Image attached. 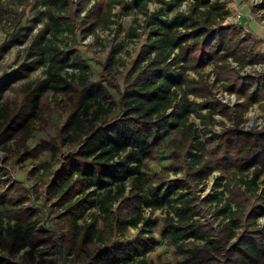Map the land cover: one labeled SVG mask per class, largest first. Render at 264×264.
Wrapping results in <instances>:
<instances>
[{
	"label": "trees",
	"instance_id": "1",
	"mask_svg": "<svg viewBox=\"0 0 264 264\" xmlns=\"http://www.w3.org/2000/svg\"><path fill=\"white\" fill-rule=\"evenodd\" d=\"M149 1H162L163 5L150 10ZM184 1L132 0L144 14L148 33L132 63V73L125 77V89L116 88L119 97L115 100L108 88L113 85L110 81H84L78 104L62 128L72 141L81 143L79 149L65 155L57 167L43 161L30 171L38 175L42 168L48 173V195L65 208L71 226L82 231L84 243L105 244L97 253V264H157L146 254L156 242L152 230L159 219L153 213L165 206L161 232L183 256L179 264H264V224L258 222L264 218V181H258L264 168V133L236 127L201 131L191 119L194 115L208 126L216 122L217 112L232 116L231 106L213 94L214 86L225 80L226 91L245 98L237 105L241 120L259 95L258 82L264 83V74L243 75L229 57L242 68L263 62L264 54L249 49L247 38L236 27L223 24L230 15L224 1L190 0L186 11L180 9ZM121 2L40 0L33 4L32 24L43 25L26 50L28 57L11 78L27 76L40 66H45V77L29 83L30 102L0 137L1 142L15 137L26 148L16 151L21 161L37 158L46 149H52L53 156L59 154V147L49 141L30 147L27 139L34 119L40 116L45 92L67 91L70 83L63 73L69 68L88 70L79 49L64 40L78 32L82 37L94 34L99 40L97 30L110 28L114 5ZM131 31L136 34L135 28ZM19 35L23 37L16 39L23 42L28 34ZM12 40L0 45V58ZM209 64L215 65L212 83L201 74ZM189 70L199 77H192ZM190 94L202 100L191 99ZM118 105L120 111L111 116ZM174 131L178 135H172ZM164 140L172 149V161L149 176L140 168L141 156ZM252 167L250 176L247 171ZM182 170L183 176L170 178L169 172ZM215 170L221 172L216 184L222 188L200 197L199 185ZM3 184L1 213L7 217V225L0 217V248L17 254L29 247L25 257L34 261L35 250L48 238L35 231L32 217L36 211L19 208L28 197L25 189L17 188L20 181ZM211 210L219 220L217 237H210L216 231L213 222L200 219ZM87 213L89 219L77 223ZM129 226L139 229L138 237L114 240ZM191 238L205 242L188 246L186 241ZM0 264L14 263L0 258Z\"/></svg>",
	"mask_w": 264,
	"mask_h": 264
},
{
	"label": "rangeland",
	"instance_id": "2",
	"mask_svg": "<svg viewBox=\"0 0 264 264\" xmlns=\"http://www.w3.org/2000/svg\"><path fill=\"white\" fill-rule=\"evenodd\" d=\"M40 0H0V45H3L9 40L8 49L0 58V137L4 129L13 121L16 115L22 111V108L30 102L29 83L41 80L45 77V66H40L38 69L30 72L27 76L17 77L12 79L13 71L18 69L21 63L28 57L26 54L27 48L32 40L42 27V23L32 24L34 18L33 4ZM77 1V0H74ZM224 1L230 15L223 22L224 25H233L240 31L241 36L247 38L246 44L249 49H253L257 53L264 54V0H221ZM132 0H122L121 3L114 5L113 16L114 22L109 29H98L100 36L96 40V35L89 34L82 37L78 32V36H68L65 42L72 44L78 48L80 56L88 65V70L82 72L79 69L67 70L63 73L70 87L67 91L54 92L49 90L45 92L43 100L39 107L41 109L40 116L34 119L31 127V136L27 139V145L35 147L42 141H49L52 146L59 147L58 155L53 156L52 149H46L43 153L34 159L27 158L21 161L16 151H24L26 148L19 146L17 138L11 137L5 142L0 141V187L3 181L11 184L15 181H20L19 189H25L27 199L19 206V208L27 209L28 212L36 211L32 220L36 222L35 231H39L43 237L48 238V241L36 250L37 257L32 261L25 254L18 252L13 254L8 248H4L3 257H7L9 262L14 264H97V253L104 249L105 244L99 241L84 243L82 240V231L77 232L71 226V219L67 215L66 210L59 204L56 197L48 195L45 181L48 178V173L41 168L38 175H31L30 171L34 166L39 165L43 161H50L56 167L59 166L60 160L64 159L72 151L79 149L81 143L72 141L68 134L62 132L64 124L67 122L72 109L78 104V100L84 87V81H96L105 78L113 85L108 84V88L115 100H118L119 94L116 90L125 89V77L132 73V63L137 57L142 44L145 42L148 29L143 24L144 14L142 11L130 3ZM163 5L162 1H149V9L155 10ZM85 12L82 13V15ZM135 28L136 34H132L131 29ZM26 32L27 38L23 42H19L17 37H23L19 34ZM138 33V34H137ZM137 35V36H136ZM64 43V42H61ZM233 67L238 69L241 74H264V61L260 63L247 64L240 68L234 62L232 57L228 60ZM215 65L209 64L202 69L201 74L209 83L215 79ZM192 77L198 78L199 73L194 70H189ZM12 79V80H11ZM8 81V84L4 86ZM106 83V82H105ZM227 83L222 80L213 88V94L223 102L231 106V115L226 116L219 112L214 114L215 123L205 126L200 119L191 116V119L196 122L199 130L205 131L212 129L221 132L223 129L236 127L240 130L250 131L252 133H264V83L261 80L259 95L254 102L248 106L243 112L242 119L238 120V103L245 100L244 97L238 98L234 92H228L224 88ZM191 99L201 101V97L189 95ZM120 111L119 105L111 114L115 115ZM206 111V109L204 110ZM99 123V122H98ZM174 136L178 135L174 131ZM172 161V149L166 146V140L153 145L149 154L142 155L140 159V168L149 176H154L155 173L163 170ZM253 167L247 172L252 176ZM219 170H215L212 174L199 185L200 197H205L215 190H220L222 187L217 186L216 177L220 175ZM184 170L178 174L169 172L170 178L181 177ZM260 183L264 181V168L259 176ZM224 183L225 180H222ZM127 188L131 185V179L126 182ZM242 188L245 186L240 183ZM263 184H261L262 186ZM3 189H0L2 191ZM0 201V217L5 220L7 217L1 213ZM167 207L159 208L153 213V217H158L157 225L153 227L152 234L155 239L154 247L147 252L146 256L149 260L157 264H179L183 256L176 252V248L172 241L161 232L163 218L166 215ZM92 211H97L93 208ZM146 215H149L150 210L146 208ZM173 213V209H171ZM89 213V212H88ZM84 218L78 219L77 223L82 224L83 219H89V214ZM199 217V216H196ZM200 219L204 222H213L215 232L210 234V237H217L218 222L214 219L212 210L201 214ZM14 221V220H13ZM12 221V222H13ZM258 222L264 224V218H259ZM3 229V228H2ZM240 230V229H239ZM139 229L129 226L126 231L118 233L114 240L121 241L124 239H135L139 235ZM147 233L144 237H147ZM234 237L231 241L235 240ZM204 239H189L186 241L188 246L194 243L203 244ZM3 248V247H2ZM217 259L222 261V257ZM6 262V261H5Z\"/></svg>",
	"mask_w": 264,
	"mask_h": 264
},
{
	"label": "built area",
	"instance_id": "3",
	"mask_svg": "<svg viewBox=\"0 0 264 264\" xmlns=\"http://www.w3.org/2000/svg\"><path fill=\"white\" fill-rule=\"evenodd\" d=\"M189 2H190V0H185V1L182 3V5L180 6V9L186 11V10L188 9ZM70 70H73V69L70 68ZM4 223H5V225H7V219L4 220ZM42 245H43V244L39 245V246L37 247V249H38L39 247H41ZM27 249H29V247H25V248H23L20 252H22L23 254H25V251H26ZM37 249H36V250H37ZM2 250H4V248H0V258L3 259V260H7V259H8L7 257H3V256H2V254H3L2 252H4V251H2ZM36 250H35V252H34V255L37 257L38 255L36 254V253H37ZM20 252H19V253H20ZM26 258H27V257H26ZM35 259H36V258H35Z\"/></svg>",
	"mask_w": 264,
	"mask_h": 264
}]
</instances>
